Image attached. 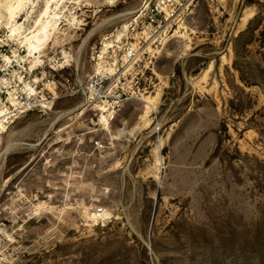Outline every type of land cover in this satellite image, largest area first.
<instances>
[{
	"label": "rangeland",
	"instance_id": "1",
	"mask_svg": "<svg viewBox=\"0 0 264 264\" xmlns=\"http://www.w3.org/2000/svg\"><path fill=\"white\" fill-rule=\"evenodd\" d=\"M0 264H264V0H0Z\"/></svg>",
	"mask_w": 264,
	"mask_h": 264
},
{
	"label": "bare ground",
	"instance_id": "2",
	"mask_svg": "<svg viewBox=\"0 0 264 264\" xmlns=\"http://www.w3.org/2000/svg\"><path fill=\"white\" fill-rule=\"evenodd\" d=\"M42 31V30H41ZM38 33V32H37ZM41 33V32H40ZM36 33H34V35H35ZM40 36H42L41 34H37L36 36H31V37H33V39L35 38L36 40H37V38H38V40L37 41H41V40H39V38H40ZM34 39V40H35ZM40 39H42V37L40 38ZM33 42V41H32ZM31 45H32V43H31ZM30 45V48H33L32 46ZM35 47V46H34ZM33 50H34V48H33ZM31 52H32V50H31Z\"/></svg>",
	"mask_w": 264,
	"mask_h": 264
},
{
	"label": "built area",
	"instance_id": "3",
	"mask_svg": "<svg viewBox=\"0 0 264 264\" xmlns=\"http://www.w3.org/2000/svg\"><path fill=\"white\" fill-rule=\"evenodd\" d=\"M155 21V19H153Z\"/></svg>",
	"mask_w": 264,
	"mask_h": 264
}]
</instances>
